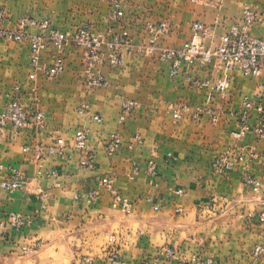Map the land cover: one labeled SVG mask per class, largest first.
I'll return each mask as SVG.
<instances>
[{
	"label": "crops",
	"instance_id": "crops-1",
	"mask_svg": "<svg viewBox=\"0 0 264 264\" xmlns=\"http://www.w3.org/2000/svg\"><path fill=\"white\" fill-rule=\"evenodd\" d=\"M120 1L124 17L111 21L112 0H0L7 28L22 16L60 31L89 26L106 37L126 27L134 45L119 66L98 65L96 72L108 82L89 88L86 52L75 44L64 47V72L49 77L32 66L28 41H0V111L17 100L30 112L45 113L40 128L10 125L0 131V181L13 171L27 178L16 192L0 186V220L13 213L27 220L22 231L7 227L0 236V264H77L84 257L92 264H113L111 249L123 264H179L194 257L248 264L254 247L264 244V190L254 192L244 176L264 184V138L253 132L237 136L240 123L229 111L241 109L246 98L254 106L264 100V68L259 76L240 69L229 73L227 95L211 99L221 113L217 123L207 113L200 122L189 114L175 121L172 105L208 100V89L192 86L188 76L215 83L223 72L214 65H183L174 77L172 61L161 60L159 51L183 46L197 21L210 28L207 44L215 47L222 35L243 24L246 11L260 19L250 33L264 37V0ZM148 22L168 25L153 52ZM30 32L49 30L36 25ZM59 54L49 45L43 64L52 65ZM124 99L137 101L127 115H122ZM257 119L253 108L251 124ZM79 129L88 133L84 151L72 148ZM113 133L122 142L110 155L104 143ZM56 139L68 145L63 156L48 154ZM238 151L246 157L235 161L232 171L214 172L216 157L233 158ZM87 158L93 166L82 164ZM107 178L111 183L104 184ZM124 200L133 205L130 213L119 208ZM166 248L174 249L172 260L165 259ZM256 264H264V256Z\"/></svg>",
	"mask_w": 264,
	"mask_h": 264
},
{
	"label": "built area",
	"instance_id": "built-area-1",
	"mask_svg": "<svg viewBox=\"0 0 264 264\" xmlns=\"http://www.w3.org/2000/svg\"><path fill=\"white\" fill-rule=\"evenodd\" d=\"M124 17V10L121 2L112 0V11L110 13L111 21H119ZM4 12L0 10V40L21 41L30 40V60L36 72H42L49 77H57L64 72V56L59 54L50 66L43 64V54L49 45H53L58 50L64 49L68 43L83 48L86 52L85 71L87 72L86 85L89 88H96L107 84V80L102 74L92 71V67L107 63L110 66H118L123 61L125 53L131 54L134 49L133 42L127 30H122L112 35L109 41H103L98 35L91 32L88 26L79 28L74 32L60 31L50 28L47 21L38 22L30 17H23L19 20L17 29H7L3 26ZM260 20L252 11H246L242 25H235L231 30L220 37L219 43L215 47L208 46V40L212 38L210 28L203 22L197 21L192 24L191 37L181 47L164 48L159 51L161 60L172 61V75L178 76L183 65L194 67L196 64L207 67L214 65L221 69L223 75L215 83L207 80L190 78L188 80L192 86L208 89V100L203 105H190L188 103H179L171 106L172 115L175 121H180L186 114L194 122H200L205 113L210 115L212 123H217L221 113L211 107V99L214 95L225 97L227 95L230 79L229 73L235 69H240L245 75L259 76L264 68V37H256L250 33V28L254 23ZM38 25L43 29H48L47 35L32 34L30 27ZM146 30L150 34L151 52L155 49L157 40L162 39L168 32L166 23L146 24ZM104 48V51L102 50ZM37 73L31 75L34 79ZM137 107V101L133 99H124L121 103L122 115L132 113ZM255 108L258 112L257 123L251 124V109ZM229 114L235 116L240 123L237 136H242L248 132H253L258 138H264V100L258 105L247 98L244 99L242 107L239 110H231ZM98 118V117H97ZM45 124V113L38 108L33 112L27 110L19 101L13 100L5 105L0 111V131L7 126H12L17 130H22L30 125L40 128ZM121 137L113 133L105 141L104 148L110 155L116 153L121 145ZM88 133L84 129H79L74 137L72 148L84 151L87 149ZM68 147L63 139H56L53 146L49 147L48 154L64 155V150ZM253 156V154L251 155ZM246 155L241 151L236 152L233 158L227 154L216 157L212 162V169L218 174L228 173L234 169L235 161L242 162ZM85 166H93L91 158L82 162ZM135 165V164H134ZM150 167L154 169L151 163ZM136 168V167H135ZM2 169V166H0ZM111 178L104 179V184L111 183ZM27 183V178L19 171H13L9 177L0 181V186L10 192H16L22 189ZM244 183L254 192L264 190V184L255 179L252 175L244 176ZM117 206V203H115ZM124 212L130 213L133 205L124 200L120 206ZM260 220L264 223V213ZM27 224L25 217L19 214H11L6 221L0 220V236H3L7 227L16 232L22 231ZM112 243L115 239H110ZM26 250V248H25ZM32 249H27V252ZM109 260L113 264H123L118 253L111 249ZM175 256L173 248L165 249V259L172 260ZM264 256V244H258L251 252L252 260L248 264H256V261ZM77 264H92L90 257L82 258ZM141 264H150L144 261ZM179 264H214L211 260H202L194 257L191 261L181 262Z\"/></svg>",
	"mask_w": 264,
	"mask_h": 264
},
{
	"label": "rangeland",
	"instance_id": "rangeland-1",
	"mask_svg": "<svg viewBox=\"0 0 264 264\" xmlns=\"http://www.w3.org/2000/svg\"><path fill=\"white\" fill-rule=\"evenodd\" d=\"M118 1H120V0H118ZM121 2V1H120ZM121 5H122V3H121ZM122 9H123V7H122ZM0 10L1 11H3L4 12V19H3V26L5 27V28H7L6 26H5V24H4V21H5V19L7 18V13H6V10L4 9V7H0ZM23 17H30V16H22V17H20L18 20H17V22L15 23V27L14 28H7V29H17L18 28V23H19V20L21 19V18H23ZM30 18H33V19H35L34 17H30ZM109 19H110V15H109ZM81 28V27H80ZM88 28L91 30V32H93L94 34H96V35H98L103 41H109L110 40V38L112 37V35H114V34H117V33H119L120 31H122V30H127L128 32H129V35H130V38H131V40H132V36H131V34H130V31H129V29H127L126 27H121V28H118L116 31H110V32H108L109 34H108V36L106 37V36H104L103 34H101V33H96V32H94L92 29H91V27H89L88 26ZM78 30V29H77ZM33 34V33H32ZM0 41H2V40H0ZM11 41V40H10ZM21 41H28L29 43H30V40L27 38V39H24V40H21ZM133 42V41H132ZM69 44V43H68ZM74 44V43H73ZM77 46V45H76ZM209 46V45H208ZM77 47H79V46H77ZM210 47V46H209ZM79 48H81V47H79ZM81 49H83V48H81ZM84 50V49H83ZM102 50L104 51V48L102 47ZM60 51V54H62L63 55V51H64V49H60L59 50ZM85 51V50H84ZM30 52H31V49H30ZM125 54H128V53H125ZM124 54V55H125ZM44 55V54H43ZM31 57V56H30ZM64 59H65V57H64ZM84 60H86V57H84ZM31 61V60H30ZM99 65V64H98ZM98 65H96V66H93L92 67V71H95L96 72V70H95V68L98 66ZM119 66V65H118ZM106 79V78H105ZM108 82V81H107ZM100 87V86H99Z\"/></svg>",
	"mask_w": 264,
	"mask_h": 264
}]
</instances>
